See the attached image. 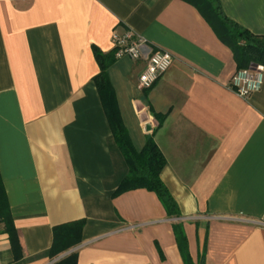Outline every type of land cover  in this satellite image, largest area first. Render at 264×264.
Returning <instances> with one entry per match:
<instances>
[{"label":"crops","instance_id":"obj_1","mask_svg":"<svg viewBox=\"0 0 264 264\" xmlns=\"http://www.w3.org/2000/svg\"><path fill=\"white\" fill-rule=\"evenodd\" d=\"M219 3L264 37V0ZM129 30L174 58L151 90L138 86L145 61L114 58V32ZM98 58L115 59L107 76L137 152L166 117L155 141L180 218L147 190L115 195L128 167ZM238 71L180 0H0V177L18 239L14 250L0 219V264H54V229L79 222L82 243L60 256L77 253V264H186L177 225L193 264H264V86L239 98Z\"/></svg>","mask_w":264,"mask_h":264},{"label":"trees","instance_id":"obj_2","mask_svg":"<svg viewBox=\"0 0 264 264\" xmlns=\"http://www.w3.org/2000/svg\"><path fill=\"white\" fill-rule=\"evenodd\" d=\"M180 1L194 7L200 13L218 39L230 48L240 71L251 69L257 65L264 66V37L253 35L226 18L219 0ZM114 61L115 59L98 58L101 74L95 82L115 143L128 167V175L122 181L115 195L127 194V192L135 190H147L158 197L169 218L178 219L180 218L178 205L168 193L169 191L161 179L167 161L155 141V133L164 125L166 117L157 115L159 122L157 130L154 134L147 136L145 148L141 152H137L122 122L115 93L107 76V70ZM4 187L0 177V219L5 223L11 245L15 250L18 239L10 213H8L9 204ZM84 228L85 222L55 228L51 249L52 259L58 260L61 255L77 248L82 243ZM173 233H175L179 250L184 256L186 264H193L188 254V244L183 228L179 225L174 226ZM54 264H77V253H72Z\"/></svg>","mask_w":264,"mask_h":264},{"label":"built area","instance_id":"obj_3","mask_svg":"<svg viewBox=\"0 0 264 264\" xmlns=\"http://www.w3.org/2000/svg\"><path fill=\"white\" fill-rule=\"evenodd\" d=\"M112 42L117 59L129 58L133 62H146L145 70L138 81L141 91L151 90L173 64L174 58L170 53L158 48L149 51L147 40L132 30L121 36L114 32ZM263 86V65H257L253 69L238 71L230 83V89L234 94L244 100L259 93Z\"/></svg>","mask_w":264,"mask_h":264},{"label":"water","instance_id":"obj_4","mask_svg":"<svg viewBox=\"0 0 264 264\" xmlns=\"http://www.w3.org/2000/svg\"><path fill=\"white\" fill-rule=\"evenodd\" d=\"M251 69H253V68H251ZM68 255H69V254H68ZM68 255H66V256H68ZM66 256L60 257L56 262H58V261H60L61 259L65 258Z\"/></svg>","mask_w":264,"mask_h":264}]
</instances>
